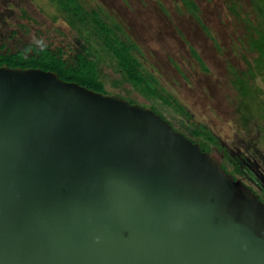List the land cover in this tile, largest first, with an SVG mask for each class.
<instances>
[{"label": "water", "instance_id": "obj_1", "mask_svg": "<svg viewBox=\"0 0 264 264\" xmlns=\"http://www.w3.org/2000/svg\"><path fill=\"white\" fill-rule=\"evenodd\" d=\"M0 264H264V204L149 106L1 64Z\"/></svg>", "mask_w": 264, "mask_h": 264}, {"label": "rangeland", "instance_id": "obj_2", "mask_svg": "<svg viewBox=\"0 0 264 264\" xmlns=\"http://www.w3.org/2000/svg\"><path fill=\"white\" fill-rule=\"evenodd\" d=\"M82 1L88 8H99L120 25L124 36L139 49L136 60L142 71L162 95L181 106L187 115L122 80L104 59L100 46L92 41V47L103 56L100 69L108 92L141 105H154L188 138L203 140L192 134L193 123L200 124L228 152L255 158L264 165V83L256 77L246 95H240L231 84L233 72L248 75L247 62L255 56L242 22L247 0H193L197 18L192 3L184 0ZM225 1L238 6V16L228 10ZM76 40V31L63 21L53 2L0 0V51L14 50L24 43L70 49L76 47ZM190 48L198 54L205 70ZM218 144L208 145V152L227 164L219 154Z\"/></svg>", "mask_w": 264, "mask_h": 264}, {"label": "trees", "instance_id": "obj_3", "mask_svg": "<svg viewBox=\"0 0 264 264\" xmlns=\"http://www.w3.org/2000/svg\"><path fill=\"white\" fill-rule=\"evenodd\" d=\"M49 1L56 5L63 21L76 31L79 39L76 47L66 49L62 46L51 47L42 43L39 45L24 43L14 50L0 51V65L39 67L56 72L62 80L74 81L95 91L108 92L104 87L100 69L103 56L101 57L102 54L98 52L99 49L92 47V41H95L104 52V59L114 71L120 73L122 80L130 82L145 95L158 98L166 105L177 107L181 113L187 115L181 106L173 105L171 100L162 95L149 76L142 71L136 60L138 47L124 36L119 24L110 20L99 8L86 7L82 0ZM184 1L192 3L193 14L197 18V7L193 0ZM247 1V13L242 22L246 27L249 49L255 56L251 62H247L249 66L247 76H245L246 73L233 72L231 84L237 88L240 95H246L252 90L251 85L256 77H260L264 83V0ZM226 7L238 16L237 12L240 9L238 10L236 4L227 2ZM251 13L255 16L254 20L250 18ZM190 51L205 70L204 63L195 50L190 48ZM129 101L134 102L131 99ZM149 106L164 118L154 105L149 104ZM193 126L192 134L203 139L196 140L200 148L208 151V145H215L216 138L206 132L202 125L193 123ZM220 165L225 169L221 163Z\"/></svg>", "mask_w": 264, "mask_h": 264}, {"label": "flooded vegetation", "instance_id": "obj_4", "mask_svg": "<svg viewBox=\"0 0 264 264\" xmlns=\"http://www.w3.org/2000/svg\"><path fill=\"white\" fill-rule=\"evenodd\" d=\"M76 43H79V41L76 40ZM138 52H139V49H138ZM126 99L129 100L128 98ZM146 106H149V105H146ZM166 121L170 123L168 120ZM214 137L216 138L215 145L219 143L217 146L220 149L219 154L226 158V162L229 165V167L224 162H220L212 154L211 156L215 158L219 163H221L225 167V170L227 172H229L235 178L241 180L243 183L249 186L252 189V191L257 195L258 199L264 204V165L260 163L259 161H257L255 158L250 159V157L248 156L243 158V157H240V154L238 152L235 154L228 152L225 149V147L221 146L222 143L219 142L218 138L216 136ZM189 139H191L192 141H196L194 138H189Z\"/></svg>", "mask_w": 264, "mask_h": 264}]
</instances>
